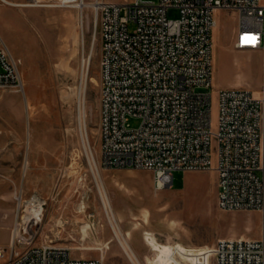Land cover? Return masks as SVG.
<instances>
[{
	"label": "rangeland",
	"instance_id": "374dc122",
	"mask_svg": "<svg viewBox=\"0 0 264 264\" xmlns=\"http://www.w3.org/2000/svg\"><path fill=\"white\" fill-rule=\"evenodd\" d=\"M39 1L37 6L15 7L0 0V38L16 58L25 85V93L0 89V202L12 213L10 240L18 198L35 195L47 203L35 244L68 247L74 257L102 258L104 264H132L113 225H120L123 233H164L168 241L160 240V245H208L200 264H213L219 239H260V211L218 208L214 170L177 171L172 187L156 190L151 171L101 165V42L93 10ZM168 17L178 19L180 11L170 9ZM214 19L213 131L218 91L245 87L256 94L263 77L262 53L239 51L231 44L238 17L217 10ZM130 124L138 127L140 120ZM98 180L114 214L104 206ZM126 238L131 246L137 243L135 235ZM142 245L149 260L141 262L150 264L156 252L144 240Z\"/></svg>",
	"mask_w": 264,
	"mask_h": 264
},
{
	"label": "built area",
	"instance_id": "2783aa9c",
	"mask_svg": "<svg viewBox=\"0 0 264 264\" xmlns=\"http://www.w3.org/2000/svg\"><path fill=\"white\" fill-rule=\"evenodd\" d=\"M59 1L61 7L84 2ZM84 6L93 10L101 42V165L151 171L156 190L172 187L177 171L214 170L219 209L258 210L264 219V0H94ZM170 9L180 17L170 19ZM217 10L238 17L235 49L260 51L263 77L258 95L245 87L218 91L213 131ZM0 89L25 93L19 64L1 38ZM131 119L140 125L133 127ZM46 205L37 195L18 198L0 261L104 264L74 257L68 247L35 244ZM211 256L213 264H264V221L260 239H219Z\"/></svg>",
	"mask_w": 264,
	"mask_h": 264
},
{
	"label": "crops",
	"instance_id": "0c3cea01",
	"mask_svg": "<svg viewBox=\"0 0 264 264\" xmlns=\"http://www.w3.org/2000/svg\"><path fill=\"white\" fill-rule=\"evenodd\" d=\"M6 4L11 6H16L10 4L4 0ZM11 1L15 4H22V2ZM236 41V34L233 35L231 39V44L234 46ZM12 213L7 204L3 201L0 202V249L7 247L10 242V229L12 226ZM119 223V222H118ZM119 225V224H118ZM117 240L119 241L121 247L131 260L132 264H143L141 261H148V253L143 250V240L144 242L156 252L155 260L151 261L150 264H186L185 261L188 259L189 264H200V258L204 251H206L210 246H197L188 247L183 244L176 245H160L161 241H168L164 233H160L156 230L152 231H139L134 233V229H131V233H123L120 225L114 231ZM135 235L136 244L130 245L126 235ZM119 236V237H118ZM161 237V238H160Z\"/></svg>",
	"mask_w": 264,
	"mask_h": 264
},
{
	"label": "bare ground",
	"instance_id": "6f19581e",
	"mask_svg": "<svg viewBox=\"0 0 264 264\" xmlns=\"http://www.w3.org/2000/svg\"><path fill=\"white\" fill-rule=\"evenodd\" d=\"M2 1H4V0H2ZM37 3H22V4H15V3H13V2H11V1H7L6 0V2H8V3H10V4H13V5H16V6H20V7H27V6H37V5H40V1L39 0H35ZM5 2V1H4ZM87 5H89L90 3H88V2H86V0L84 1ZM84 2H82V1H76V3L74 4V6L75 7H78V8H80V9H84ZM41 5H43V6H52V5H48V4H41ZM88 25H89V22H88ZM90 61V60H89ZM85 77H86V73H85V67H84V72H83V79H84V81H85ZM259 94V92L258 93H256V95H258ZM98 187H99V190H100V193H101V195H102V198H103V203H104V206H105V208H106V210L109 212V213H113L114 214V210H113V206H112V204H111V202H110V200H109V198H108V195H107V193L105 192V188H104V184L100 181V180H98ZM101 198V199H102ZM108 213V214H109ZM112 221V220H111ZM112 223V222H111ZM113 228L114 229H116V226L115 225H113ZM119 237V236H118ZM125 250V249H124Z\"/></svg>",
	"mask_w": 264,
	"mask_h": 264
}]
</instances>
